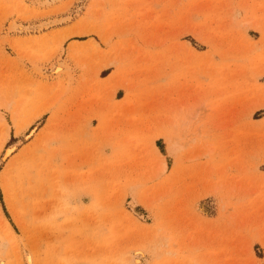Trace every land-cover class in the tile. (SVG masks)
Instances as JSON below:
<instances>
[{
  "label": "rangeland",
  "instance_id": "1",
  "mask_svg": "<svg viewBox=\"0 0 264 264\" xmlns=\"http://www.w3.org/2000/svg\"><path fill=\"white\" fill-rule=\"evenodd\" d=\"M45 1L0 0V264H264V0Z\"/></svg>",
  "mask_w": 264,
  "mask_h": 264
},
{
  "label": "bare ground",
  "instance_id": "2",
  "mask_svg": "<svg viewBox=\"0 0 264 264\" xmlns=\"http://www.w3.org/2000/svg\"><path fill=\"white\" fill-rule=\"evenodd\" d=\"M60 1H62V0H46L45 4L46 5H53V3H57V2H60ZM52 23H54V22H50V23L47 22L45 24V26L48 28V26H50ZM11 29L13 31H17V33L18 32L22 33L23 31H30V30L35 31V30L41 29V26L37 25L36 28H35L34 26L33 27H31V26L25 27L24 25L15 24V25H13V27ZM82 33H83V31H82ZM83 35H84V33H83ZM64 71H65V68L63 67V65H59V66H55L50 73L51 74H55V75H61ZM24 131H25V127H22V128L19 129L18 133L21 134ZM12 151H13V148H9L6 151V157L9 156Z\"/></svg>",
  "mask_w": 264,
  "mask_h": 264
}]
</instances>
